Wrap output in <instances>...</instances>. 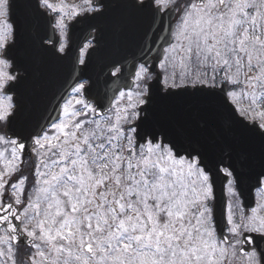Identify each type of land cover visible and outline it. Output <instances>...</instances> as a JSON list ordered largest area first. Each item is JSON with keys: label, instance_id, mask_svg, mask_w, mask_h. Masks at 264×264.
<instances>
[{"label": "snow or ice", "instance_id": "snow-or-ice-1", "mask_svg": "<svg viewBox=\"0 0 264 264\" xmlns=\"http://www.w3.org/2000/svg\"><path fill=\"white\" fill-rule=\"evenodd\" d=\"M0 147V264H264V0H0Z\"/></svg>", "mask_w": 264, "mask_h": 264}, {"label": "water", "instance_id": "water-1", "mask_svg": "<svg viewBox=\"0 0 264 264\" xmlns=\"http://www.w3.org/2000/svg\"><path fill=\"white\" fill-rule=\"evenodd\" d=\"M18 15H19L18 12L14 13L13 19H15V17ZM149 23H150L149 17H143L133 21L121 36L119 43L121 44L124 41L128 42L130 40L132 42H136L140 44L141 40L143 39L144 31L147 29ZM103 27H104V36L97 55H103V54L106 55L109 45L114 43L112 32L110 28L107 26V22H104ZM97 58L98 57L96 56V60L98 63L104 62V60H102V57L98 59ZM131 61L132 60H130L129 63H131ZM67 78H68V70L66 67L49 68V70L46 72L44 76L43 86L45 87L52 85L53 89L56 88L57 91L61 92L62 88L64 87L65 80ZM31 89L32 88L30 86H25L24 88H22L21 94L25 96L26 94L31 93ZM54 105H55L54 103L50 104L47 100H42L41 103L36 104V106H33V109H35L34 111L38 113V117L36 118L35 116H30V118L35 119L33 120L34 123L40 121L41 117L46 118L49 114H51V116L55 118L57 110L56 111L53 110L55 108ZM33 109H29V111L32 112ZM246 203L249 205L254 203L253 192L247 194ZM257 247L259 251H264V244H260ZM259 251H258V255H259Z\"/></svg>", "mask_w": 264, "mask_h": 264}, {"label": "rangeland", "instance_id": "rangeland-1", "mask_svg": "<svg viewBox=\"0 0 264 264\" xmlns=\"http://www.w3.org/2000/svg\"><path fill=\"white\" fill-rule=\"evenodd\" d=\"M80 2H81V0H64V3L66 5H68L69 7L75 6V5L79 4ZM0 151H3V147H0ZM6 160H7V156L4 159H0V168H3V165L6 163ZM24 171H25V174H27V171H28L27 166H25ZM256 195H257V200H259V198H260L259 194L256 193ZM29 251L30 250H28L27 253ZM257 259H258V257H257Z\"/></svg>", "mask_w": 264, "mask_h": 264}, {"label": "flooded vegetation", "instance_id": "flooded-vegetation-1", "mask_svg": "<svg viewBox=\"0 0 264 264\" xmlns=\"http://www.w3.org/2000/svg\"><path fill=\"white\" fill-rule=\"evenodd\" d=\"M9 95H13V93H9ZM20 97H21V99H25L27 102H29V100L31 98L32 99L35 98V97H30L29 95H27V96H20ZM27 162H29V161L27 160V158H25L24 167L26 166ZM26 251H27L26 249H24L23 247H20L19 256L22 255V257L25 258V254L27 253Z\"/></svg>", "mask_w": 264, "mask_h": 264}]
</instances>
